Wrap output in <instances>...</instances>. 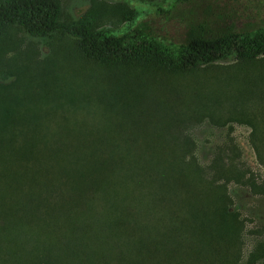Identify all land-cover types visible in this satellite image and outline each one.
<instances>
[{
	"label": "trees",
	"instance_id": "trees-1",
	"mask_svg": "<svg viewBox=\"0 0 264 264\" xmlns=\"http://www.w3.org/2000/svg\"><path fill=\"white\" fill-rule=\"evenodd\" d=\"M60 12V0H0V66L16 47L10 29L61 32L80 56L125 66L138 81L121 89L107 80L93 92L104 106L95 126L43 94L28 117L0 112V264H237L244 221L227 183L241 172L219 154L197 164L186 130L214 121L229 99L233 114L264 104V0H163L145 12L92 1L71 21ZM108 15L126 24L111 28ZM230 56L238 86L181 84ZM263 136L253 127L261 161ZM261 237L250 264L264 258Z\"/></svg>",
	"mask_w": 264,
	"mask_h": 264
},
{
	"label": "rangeland",
	"instance_id": "rangeland-1",
	"mask_svg": "<svg viewBox=\"0 0 264 264\" xmlns=\"http://www.w3.org/2000/svg\"><path fill=\"white\" fill-rule=\"evenodd\" d=\"M92 1L111 6L125 4L129 8L145 12L152 8L154 2L163 0H60L59 20L77 19L91 6ZM106 24L119 29L126 22H120L118 16L116 18L108 15ZM8 33L16 41V47L5 51V60L0 66V112L4 108H14L17 113L23 112L28 117L37 107L34 104L35 99H40L41 102L45 95L50 101L58 100V112L66 111L67 115L68 111L73 112L72 116L78 120L77 124L95 126L102 121L100 115L104 106L96 98L94 101L89 99L93 92L104 88L107 80H110L112 87L121 89L133 81H138L133 78L136 77L135 72L132 71V77L129 72L125 73V66L110 67L80 56L76 50L75 39L69 34L55 32L38 38L19 28H12ZM235 61L232 56L220 59L206 69L180 78L181 84H193L198 80L213 83L216 79L221 83L227 79L229 85L238 86L237 80L242 73L234 71ZM249 69L253 70L252 67ZM260 101L256 99L255 104L247 103L241 108L242 111L239 109L241 113L233 114L231 108L234 103L229 99L226 107H221L219 111L216 109L219 114L213 115L214 121L204 117L187 125L186 130L192 140V154L197 164L207 167L219 154L218 157H223L225 163L230 162L234 166V171L241 172L242 176L237 182L231 179L227 183L231 207L240 213L244 221L241 258L237 264H250L249 253L262 238L264 230V158L262 161L258 159L252 143L253 127L264 129V120H251L253 114H259L264 108ZM39 106L44 107V104L39 103ZM38 107L37 110L40 109ZM220 116L222 118L219 120ZM224 120L225 123H222ZM260 138L256 140L257 144H264V136L262 140ZM253 264H264V258L257 259Z\"/></svg>",
	"mask_w": 264,
	"mask_h": 264
}]
</instances>
